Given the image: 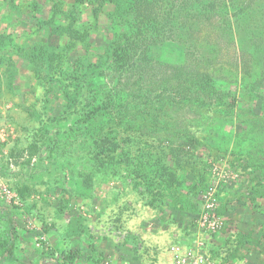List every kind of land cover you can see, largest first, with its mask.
Instances as JSON below:
<instances>
[{
	"label": "rangeland",
	"instance_id": "obj_1",
	"mask_svg": "<svg viewBox=\"0 0 264 264\" xmlns=\"http://www.w3.org/2000/svg\"><path fill=\"white\" fill-rule=\"evenodd\" d=\"M102 1L0 0V207L16 229L0 264H264V98L184 106L188 70L160 62L179 48L143 57L138 12ZM238 37L218 44L219 85L253 51Z\"/></svg>",
	"mask_w": 264,
	"mask_h": 264
},
{
	"label": "trees",
	"instance_id": "obj_2",
	"mask_svg": "<svg viewBox=\"0 0 264 264\" xmlns=\"http://www.w3.org/2000/svg\"><path fill=\"white\" fill-rule=\"evenodd\" d=\"M104 1L114 3L117 12H120L116 16L122 19L129 15V11L132 9L138 12V19L134 20V25L140 24L145 38L142 41L144 43H139L137 48L143 54V57L147 56V52L151 51L155 44H169L179 48L181 57L179 61L163 59L160 62L166 67L172 66L188 70L187 75H185L186 78L183 79L184 82L188 83V88L183 89L180 96L176 97L178 100L185 101L184 106L203 105L212 107L214 103L226 102L228 99L237 103V100L243 99L239 96L245 93H251L252 100L249 102L263 101L264 53L262 55L258 51L259 48H264V36L261 34L263 31L251 30L252 32H250L246 30L249 26L245 22L250 20L249 18L254 19L256 15H264V0H259L254 4L252 0H181V3H179L180 8L185 12V19L181 24L172 18H170L171 21L163 18L158 0ZM164 1L165 4L171 2L169 10H172L174 6L172 3H175V1ZM229 12H232V14ZM171 13L175 15V12ZM111 17L112 14H110ZM213 22L220 23V25L225 23L226 26L222 25L223 28L219 25L213 26ZM244 25L246 29L243 28ZM262 26L264 27V24ZM203 28L209 29L210 32L209 36L207 35L201 40L202 38L199 36ZM150 29L153 30L150 31ZM238 34H244L248 37V43L253 46V51L241 50L237 56L235 54L236 73L226 75L225 78H229L231 82L219 85V83L213 82V77L209 76L212 73L217 76L218 73L215 69L220 54L218 44L223 41L237 44ZM210 35L215 37V42ZM134 45L137 46V42H134ZM129 47L131 48V46H128L125 49V56L132 62L133 56L129 53ZM165 47L162 48L166 50ZM114 53L117 56L120 54L118 50ZM244 57L246 58L244 59ZM128 65V70L134 69V62ZM200 76H203V78H200ZM189 78L191 80L186 81ZM178 79L176 77L173 81H181ZM185 90L186 94L184 93ZM170 97L168 100L173 102L174 97ZM145 98L149 101V97ZM1 218L5 222V229L4 235L0 238V260L4 258L6 252L12 251L16 236L15 223L6 208L0 207Z\"/></svg>",
	"mask_w": 264,
	"mask_h": 264
},
{
	"label": "built area",
	"instance_id": "obj_3",
	"mask_svg": "<svg viewBox=\"0 0 264 264\" xmlns=\"http://www.w3.org/2000/svg\"><path fill=\"white\" fill-rule=\"evenodd\" d=\"M206 218L207 217H204V219H206ZM169 250L174 255L175 259H181L182 258L180 248L178 246H171V247H169ZM182 264H206V263H205L203 257H201L199 255H195L191 258V263L184 262ZM216 264H219V263H216Z\"/></svg>",
	"mask_w": 264,
	"mask_h": 264
},
{
	"label": "crops",
	"instance_id": "obj_4",
	"mask_svg": "<svg viewBox=\"0 0 264 264\" xmlns=\"http://www.w3.org/2000/svg\"><path fill=\"white\" fill-rule=\"evenodd\" d=\"M225 249H226V247H225ZM225 254L228 255L227 251H226ZM222 255H223V253L221 252V253H220V256H222ZM223 256H224V255H223Z\"/></svg>",
	"mask_w": 264,
	"mask_h": 264
}]
</instances>
